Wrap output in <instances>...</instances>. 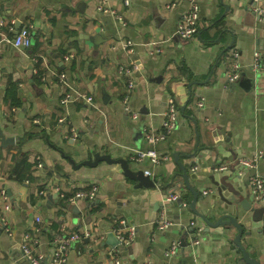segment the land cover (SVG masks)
<instances>
[{
	"label": "crops",
	"instance_id": "obj_1",
	"mask_svg": "<svg viewBox=\"0 0 264 264\" xmlns=\"http://www.w3.org/2000/svg\"><path fill=\"white\" fill-rule=\"evenodd\" d=\"M198 2L199 30L184 40L176 31L190 0H107L113 12L99 11L98 0H0V129L14 138L4 144L0 137V264H31L21 250L26 234L38 238L36 254L49 255L60 229L84 235L66 264H165L173 241L180 248L171 264H249L235 242L237 227H209L191 208L193 193L175 183L183 180L182 164L189 171L197 165L190 184L201 195L211 191L196 203L205 211L216 203L206 172L214 163L217 177L241 176L236 183L243 191H251L255 171L242 158L262 151L258 170L264 172V0ZM25 25L32 27V45L14 47L11 40ZM233 49L240 53L237 82L227 77ZM256 52L261 70L253 67ZM123 64L130 74L119 72ZM13 86L20 106L7 95ZM170 96L177 127L150 143L146 133L163 131ZM136 149H154L160 163L134 160ZM195 150L194 157L185 155ZM96 153L127 158L133 168L149 170L157 185L137 186L117 162L86 164ZM222 164L228 168L218 169ZM95 185L93 201L62 196ZM174 193L178 198L165 204ZM163 205L173 221L167 230L156 223ZM239 217L244 223L251 213ZM246 224L241 243L264 264L262 220ZM128 225L137 229L131 242L114 245L109 228L128 235Z\"/></svg>",
	"mask_w": 264,
	"mask_h": 264
},
{
	"label": "built area",
	"instance_id": "obj_2",
	"mask_svg": "<svg viewBox=\"0 0 264 264\" xmlns=\"http://www.w3.org/2000/svg\"><path fill=\"white\" fill-rule=\"evenodd\" d=\"M255 2H258V0H254ZM106 2L107 0H98L97 9L99 11H110L109 8H106ZM256 10H259V7L255 8ZM261 11V10H260ZM200 27V6L198 0H190V6L187 9V11L183 14L181 21L178 25L176 36L187 40L192 38L199 30ZM32 38H33V30L30 25H25L21 27L16 35L11 40V43L14 47H28L32 45ZM133 42L131 40L125 41V46H131ZM240 59V53L233 49L229 54V68L227 70V77L230 82H237L241 77V65L239 62ZM137 67V65L135 66ZM253 67L255 70H261L262 69V59L259 52L255 53V59ZM131 68L125 64L119 66V72L123 74H130ZM66 76L65 73H61L59 77L61 79H64ZM256 82V79H255ZM128 87H133V81L130 80L128 83ZM69 97V96H68ZM67 97V98H68ZM85 100L89 103H93L92 98L90 96H85ZM65 101V99L63 100ZM201 104V103H200ZM128 107L125 105V110L128 111ZM131 116L133 118L138 117L137 112H132ZM178 108L176 105L175 97L170 96L167 102V109L165 111V119L163 122V131L154 133V132H147L146 133V139L150 143H155L161 139H165L167 135H169L178 124ZM146 129V128H145ZM74 131V135H77V131ZM263 153L262 151H258L253 157L250 158H242L241 164L244 168L253 169L255 172L253 176L250 179V189L251 193L254 196V199L260 201L261 203H264V172H260L258 170V164L260 162V159L262 158ZM149 158L153 163H160L161 157L154 149L149 150H142V149H136L135 153L133 154L132 158L136 161H142L145 158ZM167 158V157H163ZM42 164L40 163L39 166ZM198 168L197 165L192 167V170L196 171ZM227 165H220L218 169L225 170L227 169ZM146 174L150 175L151 172L149 170L145 171ZM211 191L206 190L204 193L208 195ZM62 196L68 201V202H76L78 199H86L93 201L98 196V187L92 186L89 190H78L70 195H66L62 193ZM178 198V194H169L167 195L166 199L164 200V203L175 200ZM38 226L35 227V230L40 231V217H36ZM123 223H126V221H123ZM157 226L161 230H167L170 229L173 221L168 215L166 206L163 205V207L159 211L158 218L156 220ZM5 221V226H6ZM128 235L124 234L121 230L113 231L116 232V235L121 243L127 244L130 243L132 238L134 237L136 233V226L135 225H128ZM200 230V227H198ZM6 230H9V227H6ZM11 234L10 232H8ZM89 235V234H88ZM89 236H92L94 240H97L100 238V235L98 234H91ZM84 238V235L79 233L78 231H72L68 232L65 229H60L58 233H56L51 242H52V250L49 255L43 254V253H35L33 249V245L38 242V238H34L29 234H26L24 237V240L21 244V250L22 255L24 258H26L31 264H42L43 262L47 261L48 264H66L68 260V254L69 250L72 247L73 244L76 242L81 241ZM199 240L195 239L193 240V243H198ZM180 248V243L178 241H173L171 245L165 250V257L167 258V262L165 264H171L169 260L176 255ZM115 264H122L119 259H115Z\"/></svg>",
	"mask_w": 264,
	"mask_h": 264
},
{
	"label": "water",
	"instance_id": "obj_3",
	"mask_svg": "<svg viewBox=\"0 0 264 264\" xmlns=\"http://www.w3.org/2000/svg\"><path fill=\"white\" fill-rule=\"evenodd\" d=\"M18 32V31H16ZM34 40V37L32 38V42ZM245 78L247 80L246 74H243L242 78ZM241 78V82H242ZM244 80V81H245ZM250 82L251 79H248ZM0 137L1 141L4 144H7L9 142H14L13 137H7L3 130L0 129ZM187 157H194L196 155V150L191 153H185ZM176 160H178L179 155H175ZM100 160H106L108 162H117L121 164V167L123 169V173L130 177L131 179L136 180L137 186H149L153 187L156 186V182L153 180V178L146 174L144 170L142 169H136L133 168L130 164V161L127 158L119 157L114 158L111 154H100L96 153L94 159H90L86 161V164L90 165H96ZM193 162L191 161L189 163V166H193ZM183 170V180H179L175 183V188H181L185 186L190 192L193 193L194 198L191 202V208L197 212L209 225V227H216L219 225H234L237 227L239 233L237 237L235 238V242L238 245V247L243 252V259L249 263V264H260V262L254 258L251 257L242 245V235L244 233V226L247 225L246 223H249L251 221H261L262 220V231L264 232V205L260 204L261 202L254 199V196L252 195L251 191H243L242 188L240 189L239 184L236 183V180L239 179V176L237 173L234 174H224L220 177L216 176V166L215 163L211 166L213 172L210 171V169H207V176L211 179L212 184L214 185L213 193H212V199L216 201V203L211 204L208 203L205 206V211H200L196 209V203L198 200H205L207 195H201L199 194V189L196 186H192L190 184V178L191 177H197V171L191 170L187 168L186 165H181ZM182 201V200H181ZM208 201V200H207ZM219 201H221L219 203ZM253 202L255 205L253 206ZM90 203H88L89 205ZM245 212L251 213V219L248 221H245L242 223L240 221L239 215L245 214ZM221 214L220 217L217 219V221H212V217L215 214ZM211 214V215H208ZM155 215V213H154ZM153 218L152 220H154ZM249 231H247L248 234ZM108 236L111 239H114L113 244L116 245L120 243V240L117 239V236L114 234L113 229L109 228ZM185 238V237H184ZM183 240L182 244H185V239Z\"/></svg>",
	"mask_w": 264,
	"mask_h": 264
},
{
	"label": "trees",
	"instance_id": "obj_4",
	"mask_svg": "<svg viewBox=\"0 0 264 264\" xmlns=\"http://www.w3.org/2000/svg\"><path fill=\"white\" fill-rule=\"evenodd\" d=\"M7 95L11 99L12 106H20L22 104L21 100L18 98L17 87L13 86L8 89Z\"/></svg>",
	"mask_w": 264,
	"mask_h": 264
}]
</instances>
